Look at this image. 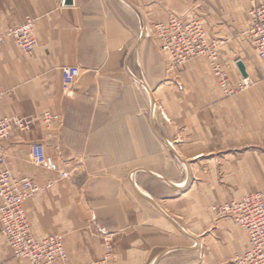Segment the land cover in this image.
<instances>
[{
  "label": "crops",
  "instance_id": "obj_1",
  "mask_svg": "<svg viewBox=\"0 0 264 264\" xmlns=\"http://www.w3.org/2000/svg\"><path fill=\"white\" fill-rule=\"evenodd\" d=\"M62 1L0 0V33L34 20L31 54L10 37L0 43V116L34 118L2 142L7 165L38 185L52 182L24 203L32 235H61L65 264H235L247 232L208 202L214 185L226 193L220 203L264 191L251 186L264 146L246 145L252 135L242 136L241 114L206 58L166 72L152 23L193 19L194 4L215 8L204 27L222 41L219 61L231 80L242 76L237 60L249 78L264 77L248 33L250 0ZM44 112L56 116L47 126ZM35 142L70 170L69 180L31 162ZM0 264H29L14 256L1 222Z\"/></svg>",
  "mask_w": 264,
  "mask_h": 264
},
{
  "label": "built area",
  "instance_id": "obj_2",
  "mask_svg": "<svg viewBox=\"0 0 264 264\" xmlns=\"http://www.w3.org/2000/svg\"><path fill=\"white\" fill-rule=\"evenodd\" d=\"M63 4L65 0L62 1ZM250 26L248 33L253 49L259 59L264 61V3L251 0L248 10ZM31 17L9 28L0 35V42L5 37L15 40L18 47L26 53H32L35 46ZM154 34L159 42L160 51L167 58V70L180 67L194 57H205L212 73L217 77L218 86L225 95H231L250 85L249 78L241 76L235 85L229 80L228 73L219 61L218 43L210 41L202 22L198 19L183 20L171 17L166 22L154 25ZM68 72V71H66ZM65 73V72H64ZM2 93L0 92V98ZM55 116L44 113L45 124ZM33 119L19 116H0V222L1 234L6 238L14 256L25 258L29 264H65L66 251L61 235L49 234L41 239L31 232L30 222L26 216L24 203L38 191L51 186L49 181L40 186L29 177L12 173L7 165L2 142L9 137L13 129L26 131L30 129ZM33 164L45 169L50 168V161L44 146L37 142L30 147ZM60 178L67 173L61 171ZM212 212L231 217L235 223L245 229L248 235V249L235 258V264H264V191H253L240 199L212 205ZM107 243V259L110 252Z\"/></svg>",
  "mask_w": 264,
  "mask_h": 264
},
{
  "label": "rangeland",
  "instance_id": "obj_3",
  "mask_svg": "<svg viewBox=\"0 0 264 264\" xmlns=\"http://www.w3.org/2000/svg\"><path fill=\"white\" fill-rule=\"evenodd\" d=\"M195 2H196V0H194V3ZM250 6H251V0H250ZM250 6H249V8H250ZM249 8L246 10L247 15H248ZM192 10H193L192 14L195 17L193 19L200 20L202 22L203 26H204V23L206 24V19L208 18L207 12L209 13L210 17H215V19H216V16L218 15L217 9L212 8V7H208L205 10L207 12H202L200 3L197 4V5L194 4V7H193ZM172 17H177V18L183 19L181 15H174ZM183 20H185V19H183ZM161 22H163V21L152 23V33H153L152 36L155 39H156V37H155V34H154V25L156 23H161ZM204 29H205V27H204ZM1 34H3V33H0V35ZM209 34L211 36H213V38H210V36H209L208 39L210 41H214V42L218 43L219 44L218 48H219V46L221 45L222 41H220V39L217 38L216 34H214V33H209ZM207 36H208V33H207ZM13 41H14L16 47H18V45H17V43L15 42L14 39H13ZM26 54H31V53H26ZM223 68L225 70L224 66H223ZM166 72L168 73L169 71L166 70ZM228 76H229V74H228ZM72 77H73V72H65V73H63V76H62V88H63V90L66 91V94H69V92H70V88L72 86ZM215 78H216V83H217V86H218L217 77L215 76ZM229 80H230V82H233L231 80L230 76H229ZM249 80H250V85L247 88L238 90L237 92H234L231 95H225V93H223V91L221 90V88L219 86H218V88L220 89L221 95L223 96V98L227 99L228 101H231V105L229 106V108H232L231 110H233L235 112H240V114H241V133H242V136L243 137L245 136L246 138H249L248 135H250V134L252 135L251 136V142L246 144V145L251 146V147H253V146L260 147V146H264V77H259V78L250 77ZM237 82H238V80L233 82L232 84L235 85ZM44 113H49V114L53 115L50 112H44ZM43 114L40 115V119H41L42 123L45 126L49 125L56 118V116L53 115V116H55L54 119H52L51 122H49L48 124H45V122L43 120ZM26 118L33 119V123H34V118H32V117H26ZM33 123H32V125H33ZM32 125H31V127H32ZM31 127H30V129H31ZM30 129H28V130H30ZM35 143H37V142H35ZM165 147H167V146L164 143V148ZM174 154H176V156H179V155H177V153H174ZM257 155H258V157H257V183L254 186L253 185H251V186L254 187V189H263L264 190V155H261L259 152H257ZM47 156H48L49 161H50V168L47 169V170L52 172V173H54V174L56 173L58 176H59V173L61 171H64V172L67 173V177L66 178H61V179L69 180L70 177H71L70 170L68 171L66 169L58 167L56 165V163L54 162V160L52 159V157L50 155H48V154H47ZM30 160H31V158H30ZM24 177H27V176H24ZM29 178L32 179L31 177H29ZM43 185H46V183L43 184ZM43 185H40V186H43ZM178 187H179V185H178ZM193 187H195V189H196L195 191L199 194V192H198V190H199L198 188L200 187L199 184H194ZM180 188H182V187H180ZM213 188H214V191H212V195H211L212 198L208 202V210L210 212L212 211L211 210L212 205H217L218 203L219 204L223 203V202L220 203V202H217V201L223 200V199H221L222 196L226 197V193L222 192V191L218 192L216 190V188H215V185H214ZM42 191H44V190H42ZM242 196H244V195H242ZM185 208H186V203H185L184 199L177 202V209L180 212H182V213L185 212ZM183 216H184V214H183ZM236 257L233 258V261H235Z\"/></svg>",
  "mask_w": 264,
  "mask_h": 264
},
{
  "label": "water",
  "instance_id": "obj_4",
  "mask_svg": "<svg viewBox=\"0 0 264 264\" xmlns=\"http://www.w3.org/2000/svg\"><path fill=\"white\" fill-rule=\"evenodd\" d=\"M66 3H70L71 0H65ZM236 66L240 72L241 75L243 76H246V71H245V67H244V64L242 63V61L240 60H237L236 61ZM143 195V194H142ZM146 199H148L149 201L153 202V200L151 198H149L148 196L146 195H143Z\"/></svg>",
  "mask_w": 264,
  "mask_h": 264
},
{
  "label": "bare ground",
  "instance_id": "obj_5",
  "mask_svg": "<svg viewBox=\"0 0 264 264\" xmlns=\"http://www.w3.org/2000/svg\"><path fill=\"white\" fill-rule=\"evenodd\" d=\"M5 38H6V37H5ZM5 38H4V39H5ZM10 38H11V37H10ZM3 41H4V40H3ZM3 41H2V42H3ZM0 43H1V42H0ZM200 57H202V56H200ZM208 64H209V63H208ZM225 71H226V70H225ZM226 72H227V71H226ZM242 77H243V78H247V77H248L247 73H246V76H243V75H242ZM165 143H166V142H165ZM167 145L170 146L168 143H167ZM173 152H174V151H173ZM177 155H178V154H177ZM184 184H185V182H183L182 184H178V185H179V186H183ZM61 238H62V236H61ZM62 242H63V241H62Z\"/></svg>",
  "mask_w": 264,
  "mask_h": 264
}]
</instances>
